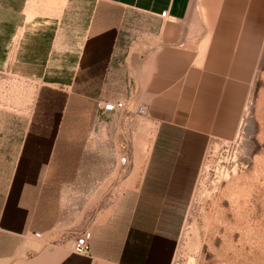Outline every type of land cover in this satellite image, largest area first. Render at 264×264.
Wrapping results in <instances>:
<instances>
[{"label": "crops", "instance_id": "crops-1", "mask_svg": "<svg viewBox=\"0 0 264 264\" xmlns=\"http://www.w3.org/2000/svg\"><path fill=\"white\" fill-rule=\"evenodd\" d=\"M234 3L245 0H0V69L44 84L94 86L83 96L96 115L136 113L144 105L147 115L136 114L153 126L147 157H100L99 165L111 166L102 172L100 188L69 190L57 210L46 206L43 182L30 186L29 173L55 165L51 155L59 142L30 146L28 121L14 124L5 112L0 264H157L168 234L161 213L171 210L172 197L183 196L177 182L188 180L184 167L197 165L201 156L192 151L194 141L233 140L252 90L264 35L241 27ZM98 100L123 101L124 109L98 110ZM100 129V142L89 151L110 143L114 124L102 122ZM175 130L183 136L174 137ZM29 149L37 156L29 157ZM80 163L74 161L69 181L92 180V170L77 173ZM103 194L115 201L97 212L90 228H81L76 214L92 213L87 197ZM48 195L61 193L53 186ZM78 196L84 198L79 209ZM86 230L92 232L90 250L77 254L75 236Z\"/></svg>", "mask_w": 264, "mask_h": 264}, {"label": "rangeland", "instance_id": "rangeland-1", "mask_svg": "<svg viewBox=\"0 0 264 264\" xmlns=\"http://www.w3.org/2000/svg\"><path fill=\"white\" fill-rule=\"evenodd\" d=\"M232 7L236 12L233 15L241 18L242 28L251 25L253 29H262L264 35V0H245L244 4L234 3ZM90 88L94 86L24 80L0 69V118L3 120L6 112L12 114L14 124L28 121V141L32 147L41 141L50 146L59 142L57 154L51 155L55 165L50 163L39 174L32 170L29 173L30 186L43 182L46 206L53 203L57 210L64 205L69 190L91 189L93 193L101 185L102 172L108 173L111 166L99 165L100 157L106 158L104 162L122 157L143 159L149 152L153 126L146 118L134 112L96 115L92 101L83 96ZM109 121L114 124L110 143L90 152L88 145L100 142L102 122ZM199 144L196 142L201 153L198 164L185 166L189 169L188 180L177 182L183 196H174L172 204L185 207H173L169 214V231L161 243L157 264H264V42L236 137L228 142H205L201 150ZM48 151L50 147L44 150ZM192 151L189 149L186 154ZM28 156H37L35 150L29 149ZM85 159L93 165L85 167ZM74 161L81 162L77 173L93 171L91 181H69ZM53 186L60 190V197L52 199L48 195ZM88 197L92 213L76 214L81 228H90L97 221V212L115 201V196L109 194ZM76 203L79 209L84 198L78 196ZM156 215L154 222L160 219ZM78 233L75 238L81 234Z\"/></svg>", "mask_w": 264, "mask_h": 264}, {"label": "built area", "instance_id": "built-area-1", "mask_svg": "<svg viewBox=\"0 0 264 264\" xmlns=\"http://www.w3.org/2000/svg\"><path fill=\"white\" fill-rule=\"evenodd\" d=\"M166 11L161 13V16H165ZM96 108L106 112H118L124 109L123 101H101L98 100L95 103ZM136 113L141 116L147 115V109L144 105H139L136 108ZM36 237H40V233L34 234ZM90 250V231L86 230L82 232L74 241L73 251L77 254H87Z\"/></svg>", "mask_w": 264, "mask_h": 264}, {"label": "trees", "instance_id": "trees-1", "mask_svg": "<svg viewBox=\"0 0 264 264\" xmlns=\"http://www.w3.org/2000/svg\"><path fill=\"white\" fill-rule=\"evenodd\" d=\"M175 131H177V132H174L173 134H174V137L176 136V137H181V136H183L182 134H181V132H179L178 130H175ZM162 133H163V130L161 129L160 131H159V133H158V135L161 137L162 136ZM196 142H200V144H199V148H201L202 149V147H203V143H204V140H201L200 138L199 139H197V140H195L194 141V149H193V152L195 153V156H197L199 153H200V151L199 150H197V148H198V146L196 145ZM198 151V152H197ZM154 153H156L155 151H154ZM193 155V153H190L189 154V156H192ZM194 156V155H193ZM198 158V157H197ZM148 183V182H147ZM175 198H179V197H175ZM171 200V205H172V207H171V210L169 211V212H167V214H162L161 213V215H163L164 216V218H162L163 219V221L164 220H166V225L167 226H170V225H168L167 224V220H168V218H169V220H170V213L172 212V208L173 207H175V208H184L185 207V204H175V205H173L172 204V202H173V197L170 199ZM157 201H160L159 200V198H157ZM177 200H175V202H176ZM180 205V206H179ZM174 211V210H173ZM139 214H137V216H138ZM136 216V218L138 219V217ZM136 219V220H137ZM169 231V230H168ZM92 236V232H90V247H91V237Z\"/></svg>", "mask_w": 264, "mask_h": 264}, {"label": "bare ground", "instance_id": "bare-ground-1", "mask_svg": "<svg viewBox=\"0 0 264 264\" xmlns=\"http://www.w3.org/2000/svg\"><path fill=\"white\" fill-rule=\"evenodd\" d=\"M235 202H236V203H238V199H237V200H235ZM231 204H232V203H231ZM220 213H223V212H222V210L220 211Z\"/></svg>", "mask_w": 264, "mask_h": 264}]
</instances>
